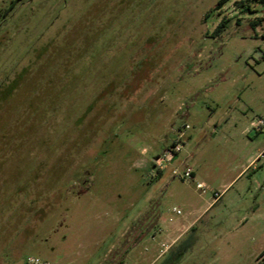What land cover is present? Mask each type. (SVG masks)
I'll list each match as a JSON object with an SVG mask.
<instances>
[{"label": "rangeland", "instance_id": "374dc122", "mask_svg": "<svg viewBox=\"0 0 264 264\" xmlns=\"http://www.w3.org/2000/svg\"><path fill=\"white\" fill-rule=\"evenodd\" d=\"M13 1L0 0V81H17L0 95V264H165L189 240L174 264H264V2Z\"/></svg>", "mask_w": 264, "mask_h": 264}, {"label": "crops", "instance_id": "0c3cea01", "mask_svg": "<svg viewBox=\"0 0 264 264\" xmlns=\"http://www.w3.org/2000/svg\"><path fill=\"white\" fill-rule=\"evenodd\" d=\"M260 153H258L255 157H253L250 160V162L237 174V176L233 178V180L236 179L242 173L244 174V172L246 170L248 171L249 168L257 169L256 163L262 157V156L258 157L260 155ZM232 181L223 189V191H225L229 187V185L232 183ZM220 196H222V193ZM213 201L210 202L209 204H207L206 206H204L202 208V211L199 213V215H197L195 217H193V216L191 217L192 211H190L188 214L189 215L188 219L186 218L180 224L175 226L171 232L169 231L166 233L164 240L161 241V250L157 254V260H159V258H162L163 256H165L167 254V252H169L172 248H175L179 244V242H181L187 234H189L193 229H195L197 219L213 203ZM160 217H161V215H160ZM160 217H159V220H160ZM191 248H193V244H192V241L189 240V241L185 242L182 245V248H180V249H183L182 251H184V249H191ZM182 251H180V252L178 251L177 253H181Z\"/></svg>", "mask_w": 264, "mask_h": 264}, {"label": "built area", "instance_id": "2783aa9c", "mask_svg": "<svg viewBox=\"0 0 264 264\" xmlns=\"http://www.w3.org/2000/svg\"><path fill=\"white\" fill-rule=\"evenodd\" d=\"M252 126L255 130L264 132V118H259L257 121H253ZM260 156H263V153H260L258 157ZM161 162H162V158L159 157L156 163L160 165ZM184 175L187 177H191L193 175V169L190 166L186 167L184 171ZM196 185L199 189H202L205 187L203 183L201 182H198ZM220 195H221V192H218V191L214 192L215 199H218ZM174 211H176L177 213L181 212V210L178 208H174ZM27 264H64V263L48 261L38 256H29L27 258Z\"/></svg>", "mask_w": 264, "mask_h": 264}, {"label": "trees", "instance_id": "16d2710c", "mask_svg": "<svg viewBox=\"0 0 264 264\" xmlns=\"http://www.w3.org/2000/svg\"><path fill=\"white\" fill-rule=\"evenodd\" d=\"M17 1H19V0H14L13 2H12V4H11V6H13ZM226 1H228V0H219L218 1V7H221L222 5H224L225 4V2ZM251 1H255V2H264V0H251ZM11 6H10V8H11ZM246 10H251V7H250V5H248V6H246ZM226 21H225V19L224 20H222V22L219 24V26H218V28L216 29V31L215 32H217L221 27H223L224 26V23H225ZM10 73L9 72H6V74H5V77H4V79H2L1 81H0V95H3V94H10L11 92H12V90L14 89V87H15V84L17 83V81H16V79L13 81V82H11L9 79H10V75H9ZM22 76V75H21ZM1 103V102H0ZM160 215L161 214H157V225H158V222H159V217H160ZM183 252H181V253H176V255L175 256H172L171 257V260L169 261H167V262H164L165 264H174V263H177L179 260V258L181 259V254H182ZM118 264H121V262H119Z\"/></svg>", "mask_w": 264, "mask_h": 264}]
</instances>
